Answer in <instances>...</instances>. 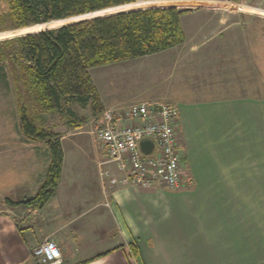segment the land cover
Masks as SVG:
<instances>
[{
    "label": "crops",
    "instance_id": "1",
    "mask_svg": "<svg viewBox=\"0 0 264 264\" xmlns=\"http://www.w3.org/2000/svg\"><path fill=\"white\" fill-rule=\"evenodd\" d=\"M191 1H148L186 10L182 45L89 69L104 109L164 100L178 106L184 185L112 188L110 179L127 170L107 162L103 144L91 151L95 181L79 179L63 147L61 178L45 206L4 200L0 264H37L33 248L52 234L62 264H264V238L257 241L264 236V89L250 86L254 62L239 43L250 20L231 8L222 14L218 1L196 8ZM49 163L50 156L33 172L27 164L24 180L40 187Z\"/></svg>",
    "mask_w": 264,
    "mask_h": 264
},
{
    "label": "trees",
    "instance_id": "2",
    "mask_svg": "<svg viewBox=\"0 0 264 264\" xmlns=\"http://www.w3.org/2000/svg\"><path fill=\"white\" fill-rule=\"evenodd\" d=\"M148 1L0 0V32L59 25L0 41V70L8 63L16 82L24 87L20 130L29 140L46 141L50 156L46 177L35 194L10 204L41 208L55 195L65 153L57 133L44 127V114L62 112L73 126L80 120L73 104L91 105L96 115L101 114L105 109L90 76L91 67L156 53L186 41L181 22L186 10L172 5L62 22L125 5L144 6Z\"/></svg>",
    "mask_w": 264,
    "mask_h": 264
},
{
    "label": "rangeland",
    "instance_id": "3",
    "mask_svg": "<svg viewBox=\"0 0 264 264\" xmlns=\"http://www.w3.org/2000/svg\"><path fill=\"white\" fill-rule=\"evenodd\" d=\"M219 2L222 14H228L230 8L233 14H238L240 18L250 20L244 29L248 31L245 39H240L241 46L246 45V50L250 53L249 63V84L256 88L264 89V0H196L188 2L191 7H201L205 2ZM139 7H149V4L125 5L117 8H110L99 12L67 18L62 23H70L92 18L99 15H107L122 10H129ZM236 12V13H235ZM58 24H44L29 27L25 30L7 29L0 32V41L23 36L27 33L37 32L47 27H57ZM23 28V27H22ZM244 43V44H243ZM241 49V48H240ZM251 62V61H250ZM0 70V209L4 208V200L21 201L35 194L38 189L36 179L25 181L28 176L31 164L33 171L44 170L49 156L48 143L46 141L29 140L20 130V102L24 94V87L21 81L16 82L10 65L5 63ZM254 74V78H253ZM23 104V103H22ZM79 117L75 126L70 125L68 118L62 112H52L44 114V127L56 132L67 152V162L69 170L79 173V179H96V169L94 154L92 149L101 147L102 143L95 134V130L100 123V118L93 111L91 105L82 107L78 104L72 105ZM87 153H89L88 158ZM13 163L16 169H13ZM70 164V166H69ZM36 173V172H35ZM37 174V173H36ZM85 174V175H84ZM33 176V174H31ZM36 176V175H35ZM33 176V177H35ZM84 177V178H83ZM36 178V177H35ZM83 182L78 181L76 186L80 187ZM37 185V186H36ZM26 207L25 205H21ZM39 221V220H38ZM82 221L76 223L80 227ZM56 240L55 235H47L46 238ZM257 241H263L264 236L260 235ZM41 241V242H42ZM57 241V240H56ZM39 242V243H41ZM58 242V241H57ZM38 243V244H39ZM60 245V244H59ZM83 247V242H80ZM38 263V262H36Z\"/></svg>",
    "mask_w": 264,
    "mask_h": 264
},
{
    "label": "built area",
    "instance_id": "4",
    "mask_svg": "<svg viewBox=\"0 0 264 264\" xmlns=\"http://www.w3.org/2000/svg\"><path fill=\"white\" fill-rule=\"evenodd\" d=\"M98 116L100 123L95 134L105 147L107 162L127 170L124 177L110 179L112 188L127 182L144 188L179 189L184 185L177 135L179 108L175 103L135 102L127 108L105 109ZM143 140L153 142L150 153L141 149ZM32 255L41 264L63 263L59 242L49 237L33 248Z\"/></svg>",
    "mask_w": 264,
    "mask_h": 264
},
{
    "label": "water",
    "instance_id": "5",
    "mask_svg": "<svg viewBox=\"0 0 264 264\" xmlns=\"http://www.w3.org/2000/svg\"><path fill=\"white\" fill-rule=\"evenodd\" d=\"M153 142L151 140H143L141 142V149L145 152V153H150L153 149Z\"/></svg>",
    "mask_w": 264,
    "mask_h": 264
}]
</instances>
